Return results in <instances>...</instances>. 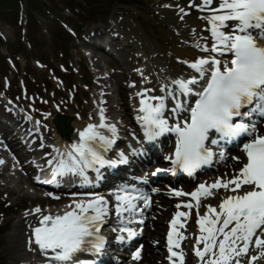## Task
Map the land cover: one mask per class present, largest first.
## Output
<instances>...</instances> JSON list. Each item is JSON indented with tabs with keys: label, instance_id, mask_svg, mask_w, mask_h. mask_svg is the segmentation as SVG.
<instances>
[{
	"label": "snow or ice",
	"instance_id": "obj_1",
	"mask_svg": "<svg viewBox=\"0 0 264 264\" xmlns=\"http://www.w3.org/2000/svg\"><path fill=\"white\" fill-rule=\"evenodd\" d=\"M192 6L210 13L202 19L210 23L207 30L211 33L212 45L199 42L195 45L208 55L182 61L195 74L171 79L167 85L161 84L165 95L150 96L147 94L150 90L144 88L137 92L141 113L137 120L141 123L145 140H154L166 132L175 133L174 148L164 156L165 161H170L169 167L157 168L153 175L177 168L191 175L202 165L210 164L216 156L209 147L210 143L220 145L222 141L228 142L242 135L254 137L243 143L246 162H242L238 173L231 178L221 177L210 185L201 183L191 192L176 188L169 190L177 197L192 198L191 201L177 203L178 210L168 221L167 259L171 264H184L180 241L185 237L180 228L190 212L180 211L181 204L189 210L197 209L199 234L195 236V245L202 244V247L193 246L197 264H241L240 257L248 254L253 243L264 249V135L258 133L257 123L249 119L255 115L264 117V46L258 44L252 34L253 30H260L264 35V0H200L199 4L192 0ZM226 55L232 58L224 60ZM206 76L202 90L195 92L194 86ZM190 94L197 98L188 105L180 96ZM167 96L176 101L170 111V117H175L171 124L170 117L164 115ZM106 111H100V124L89 123L82 130H77L78 140L67 145L66 152L54 148L56 157L46 161L54 177L68 172L85 176L86 170L92 168L99 178L101 167L129 162L124 152H120L116 160L105 157V152L115 145L119 137V128L107 122ZM184 112L188 115L181 120L179 116ZM100 129L108 130L112 137ZM211 134L217 138L210 140ZM132 154L139 155L140 150L134 148ZM236 160L241 162V157H236ZM220 189L230 194L223 196L218 206L205 205L206 210L200 215L201 198L214 196ZM49 195L60 199L54 193ZM152 205L150 194L122 189L115 208L120 217L118 231L121 243L141 234L142 230L131 225L143 224L145 209L150 210ZM67 207L63 214H53L50 210L45 213L39 207L35 209L40 219L34 228L32 243L46 254L51 252L50 264H64L81 251L99 254L108 244L102 229L113 214L111 201L97 195L91 200L74 201ZM142 252V248L136 251L134 259L142 260ZM260 255L264 256V251ZM257 259V256H251V261Z\"/></svg>",
	"mask_w": 264,
	"mask_h": 264
},
{
	"label": "bare ground",
	"instance_id": "obj_2",
	"mask_svg": "<svg viewBox=\"0 0 264 264\" xmlns=\"http://www.w3.org/2000/svg\"><path fill=\"white\" fill-rule=\"evenodd\" d=\"M171 2L172 0H163ZM200 3V0H197V4ZM173 6H165L160 8V13L162 14L163 20H165L170 25L173 24H181L179 28L174 30L172 34L171 42L170 43H163L157 37L158 35L156 32L153 34H145L143 38H139V42H142V45L139 43V49H141L144 54L146 55L145 60L148 63H151V70L147 69L145 66L139 67L140 74L143 76H133L127 74H121L118 77L117 81V88L116 91L120 94L122 98V103L118 107L108 108L107 105L110 104L109 101H102L100 104L95 103H88L85 104L82 100L81 90L77 85L78 78L76 77L75 73L73 72L71 66L67 73L68 80L70 82L71 87L73 88V97L75 98L76 102L73 101L69 96H67L64 92L57 89L48 79L47 74L44 72L37 73L33 70V75L35 77V84L37 88H40L41 81L46 83L51 89L55 90L57 95L61 97L59 100L56 96L51 98L45 90H42L40 94L45 98L44 102H40L38 99H33L32 102L23 101L22 106L24 107L25 111L29 116H33L38 119L39 121V128H37L34 122L28 119L26 116L9 109L7 104L4 101H0V107L5 110L4 115L5 117L12 123V128H10L7 124H3L0 126V145H3V148L0 147V159L2 158L3 164H0V178L5 180V193L10 194L11 196H15L17 200H19V204L15 205L12 211L14 214L19 216V220L15 224V232L11 235V239L16 240H23L25 243V232L24 226L29 227L31 229L30 235H28L29 243L28 247L23 248L21 244H17L19 247H16L13 251V258H15L16 264H47L50 262L51 252L49 251L47 254L44 250H42L37 244L32 243L33 236H34V228L39 225V215L35 212L30 213V209L34 207H39L47 213L49 210L53 214H63L66 211V208H60L58 210L53 211V209L48 208V204L51 202L48 197L42 196L36 191V183L32 180L29 176L30 172L33 168L30 167L29 163L26 161V155L22 153V146L17 141V136L15 134V129H22L24 132H29L30 135L35 140L34 143L39 145V149L47 153V156L55 155L54 148H59L61 151H67V145L71 144L72 142L78 140V131L82 130L84 127L87 126L89 123L93 124H100L101 123V116L100 111L101 109H106L105 115L107 116V122L112 124L111 118L108 117V114L117 111L121 114V117H125V104L128 102L126 90L127 84L126 81L129 78L134 77L135 79H142L140 82V87L138 92L142 88L149 89L150 91L147 93L150 96H156L161 92V84L167 85L171 79H175L181 77L179 72V67L175 63L170 62V59L175 58L179 61H193L198 59L200 56H207V53L201 52L199 48L195 47V45L199 43H208L211 47L212 45V38L211 33L207 29L210 28V23L202 17L209 15L210 13L207 11H200L198 7L192 6V0H174L172 2ZM216 6V5H213ZM185 12L190 13V15H186ZM120 29L123 31H128L130 21L123 20L118 22ZM232 23V22H230ZM201 37H205L206 39H201ZM263 45V44H262ZM264 46V45H263ZM229 56H225L223 59L228 60ZM170 58V59H169ZM141 60L137 57L134 59L132 66L139 65ZM183 63V62H182ZM187 65V64H186ZM97 70H101L99 66H96ZM51 69L55 75H60L57 67L55 65H51ZM171 69V70H170ZM190 71L188 72L189 76L195 74L193 70L189 67ZM187 71V70H186ZM137 74V73H135ZM134 74V75H135ZM185 75L183 77L188 78L187 73H181ZM139 75V74H138ZM91 77V74L88 72V78ZM151 79V81L148 80ZM45 85V84H44ZM161 95H165L164 92H161ZM171 97V96H167ZM140 97L137 98L139 100ZM168 98H166V101ZM165 101V102H166ZM139 102V101H138ZM55 103L57 104V109H66L71 108L75 103H77L78 112L81 116L80 119L70 121L71 126V133H69V137L63 138L58 131L55 129L52 122H50L48 116L52 115L56 109H52L51 105ZM31 104L33 106L32 109L28 108L27 105ZM95 108L97 112L95 111ZM172 106L167 105L165 109L164 115L166 117H170V111ZM39 111H44L45 113L40 115ZM31 115H30V114ZM50 113V115H46ZM184 114V113H183ZM87 116L90 117L91 121L86 122L84 118ZM128 118V117H127ZM182 120L183 117L179 116ZM36 121V120H35ZM175 117L171 116L169 119V123H174ZM37 123V121H36ZM115 124L118 126V121L115 120ZM47 126V127H45ZM122 128L127 133L134 132L132 123H128L126 126H122ZM103 134L109 136L112 134L106 129H100ZM41 133L44 135L42 136ZM259 134L264 135V127L259 131ZM53 143V144H52ZM68 143V144H67ZM37 148V147H36ZM38 151V148L36 149ZM238 157H241V162H237L238 166L242 165V155L238 153ZM46 159V158H44ZM153 161L152 155H145L141 157V162L144 164H150ZM238 166L237 165H229L226 169L221 171L222 173H227L231 178L234 173H238ZM135 168L134 165H132ZM227 178V179H228ZM206 183L210 185L209 182H199ZM28 187L31 188L29 190ZM35 186V187H34ZM198 187V185H197ZM196 187V188H197ZM175 188L172 186L165 187L163 190L154 191L151 193L153 196V205L152 208L145 209L146 215H149L148 220L144 221L143 224H133L131 227L137 228H146V233L148 236H151L150 240L147 241V244L153 245L152 238L158 236L161 231L160 227L161 224L165 221L171 219L174 212L178 209L176 208L177 203L180 201H191L189 196H180L177 197L174 194H170L169 190ZM182 190L183 192H189V187H179L176 188ZM4 192V191H3ZM191 192V190H190ZM230 193H226L224 190L216 193L214 196L206 197L202 199L201 208H199L200 215H203L205 212V205L210 204L213 206H218L220 200L223 196L228 195ZM174 198L172 202L169 199ZM113 203H118V197H112ZM195 213L191 217H187L186 221L189 220V229L184 231V227L180 228V231L184 234V239L180 242H183L185 245L184 251L187 254L186 243L187 241H191L192 239L187 237L186 234L192 233L195 236L199 234V226L196 224L197 220V209L193 208ZM180 211H187L185 207H180ZM25 212L21 214V212ZM139 219V217H138ZM183 220L184 218H180ZM114 226L120 227V218L117 219L112 223ZM23 234L20 235L19 232L22 231ZM255 239V237L253 238ZM148 245L144 251L142 252L143 259L140 261L133 260L128 264H155V262L159 261L160 258L156 256H152L151 251L153 247ZM195 245V244H194ZM193 245V246H194ZM196 247H202L201 245H195ZM261 251L264 249L257 248L253 243L249 247V252L246 256L240 257L241 264H255L250 260L251 256L255 255L260 259ZM189 255L195 260L193 264H197L198 258L195 256L194 252L192 251ZM161 260V259H160ZM162 261V260H161ZM192 262L189 261V258L184 261V264H191ZM161 264V262H159Z\"/></svg>",
	"mask_w": 264,
	"mask_h": 264
},
{
	"label": "rangeland",
	"instance_id": "obj_3",
	"mask_svg": "<svg viewBox=\"0 0 264 264\" xmlns=\"http://www.w3.org/2000/svg\"><path fill=\"white\" fill-rule=\"evenodd\" d=\"M12 2L11 6L0 3V11L7 15L4 18L0 17V35L7 44L5 46L4 42L0 43V87L19 102L32 100V98L37 99L36 92L38 90L36 89L38 88L35 84L33 70L37 73L42 71L52 72L48 70V64L50 63H55L62 72H66L67 68L64 69V67L71 63L74 71L79 72V74L83 73L80 77L89 83V80L85 77V62H80L82 40H77L76 34L66 35L58 28L59 23L57 26L51 24L59 19L62 25H70L75 29L83 25L81 29L83 35L95 28L96 30L108 28L107 26H110L108 21H117L118 17L128 18L136 26L141 25L139 24L141 20L144 30L148 33H151V28L154 27L156 29L154 31L159 34L160 40L167 44L171 41V35L173 34L171 30L173 24H167L156 13L160 11L159 8L161 7L159 6L169 5L167 2L163 4L161 0H139L140 4L127 6H120L113 0H39V3H36L35 6H29L25 3L20 5L18 1L14 0ZM144 5L148 7L146 13H143L140 9ZM44 6L47 9H43ZM76 14H79L80 17ZM106 15L109 16L108 21H103V23L101 21L98 24H93V21L84 22L81 17L98 18ZM112 27L113 23L111 22L110 28ZM101 65L105 70L111 71L108 62L101 60ZM89 67L92 70L94 69L91 65ZM3 77L7 78L8 87L6 89L3 88V83H5ZM54 77L59 81L67 80L66 77ZM108 80V86H114L112 77ZM98 89V86H94L90 90L96 96ZM83 100L85 103V98ZM215 174L217 173L213 172L209 174V177ZM3 195H0V264H10L14 259L12 256L14 249L19 247L17 244L23 241L18 242L11 239V235L15 232V222L19 217L13 214H6L7 217L6 215L2 216L3 211L6 210L1 203ZM9 201L15 204L18 203L15 197H11Z\"/></svg>",
	"mask_w": 264,
	"mask_h": 264
}]
</instances>
